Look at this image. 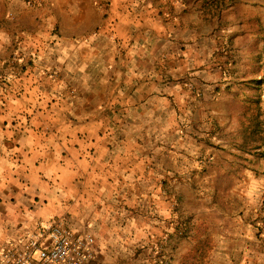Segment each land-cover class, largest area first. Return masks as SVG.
Listing matches in <instances>:
<instances>
[{"label":"rangeland","instance_id":"1","mask_svg":"<svg viewBox=\"0 0 264 264\" xmlns=\"http://www.w3.org/2000/svg\"><path fill=\"white\" fill-rule=\"evenodd\" d=\"M30 122L142 264H264V0H0V127Z\"/></svg>","mask_w":264,"mask_h":264},{"label":"crops","instance_id":"2","mask_svg":"<svg viewBox=\"0 0 264 264\" xmlns=\"http://www.w3.org/2000/svg\"><path fill=\"white\" fill-rule=\"evenodd\" d=\"M64 147L31 122L0 127V250L21 245L27 235L53 221L94 237L90 264L148 262L135 254L146 242L126 235L122 225L105 216V206L90 198L88 183L79 182L81 168L72 157L62 156Z\"/></svg>","mask_w":264,"mask_h":264},{"label":"built area","instance_id":"3","mask_svg":"<svg viewBox=\"0 0 264 264\" xmlns=\"http://www.w3.org/2000/svg\"><path fill=\"white\" fill-rule=\"evenodd\" d=\"M20 244L2 248L0 264H90L95 240L89 233L74 232L51 221Z\"/></svg>","mask_w":264,"mask_h":264}]
</instances>
